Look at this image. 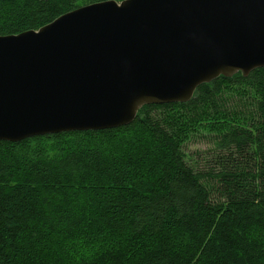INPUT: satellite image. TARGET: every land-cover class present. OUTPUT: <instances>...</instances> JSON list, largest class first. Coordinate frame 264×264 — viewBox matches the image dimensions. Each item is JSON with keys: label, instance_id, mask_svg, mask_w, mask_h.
<instances>
[{"label": "trees", "instance_id": "obj_1", "mask_svg": "<svg viewBox=\"0 0 264 264\" xmlns=\"http://www.w3.org/2000/svg\"><path fill=\"white\" fill-rule=\"evenodd\" d=\"M95 1L0 0V35ZM0 264H264V66L117 127L0 140Z\"/></svg>", "mask_w": 264, "mask_h": 264}, {"label": "water", "instance_id": "obj_2", "mask_svg": "<svg viewBox=\"0 0 264 264\" xmlns=\"http://www.w3.org/2000/svg\"><path fill=\"white\" fill-rule=\"evenodd\" d=\"M264 66V0H100L0 35V140L127 124Z\"/></svg>", "mask_w": 264, "mask_h": 264}, {"label": "rangeland", "instance_id": "obj_3", "mask_svg": "<svg viewBox=\"0 0 264 264\" xmlns=\"http://www.w3.org/2000/svg\"><path fill=\"white\" fill-rule=\"evenodd\" d=\"M210 143H208L207 138L203 134H197L190 141L183 144L182 150L185 153V161L187 163L193 164L204 162L205 153L208 152Z\"/></svg>", "mask_w": 264, "mask_h": 264}]
</instances>
